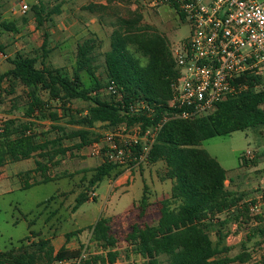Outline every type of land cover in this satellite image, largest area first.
Here are the masks:
<instances>
[{
	"label": "trees",
	"instance_id": "trees-1",
	"mask_svg": "<svg viewBox=\"0 0 264 264\" xmlns=\"http://www.w3.org/2000/svg\"><path fill=\"white\" fill-rule=\"evenodd\" d=\"M101 1L107 4H90L84 11L102 14L112 0ZM32 10L38 29L44 30L42 46L9 57L7 47L0 44V55L6 56L10 65L6 73H0V90L14 95L16 89L22 87L27 100L22 113L24 121L10 118L0 124V168L37 158L36 172L46 184L56 181L49 177L52 168L59 167L68 155L88 148L100 138L94 131L97 125L113 129L127 120L131 124L138 122L140 119L127 116L131 104L146 102L155 107L157 120L172 99V85L179 71L167 41L153 28L142 25L143 16L138 11L119 17L112 24L110 50L105 54L104 83L97 74L95 40L77 46L71 71L55 68L45 30L47 22L52 23L53 17L61 15L62 6L49 10L38 3ZM3 32L19 33L15 24L0 21V34ZM112 84L121 93L122 102L113 96L103 97L102 92ZM76 101L89 103V106L86 110H73ZM65 119L66 126L56 124ZM37 123H49L52 129L39 133ZM145 124L151 123L145 121ZM68 126L76 129L71 131ZM261 128H264V92L255 89L220 102L215 112L206 118L170 121L163 127L146 166L164 165L162 181L172 182L170 197L158 204L160 218L156 224L134 225L124 238L143 264H161V257L167 258L166 264H247L251 261L247 240L264 236V216L252 218L248 204L239 207L242 198L225 185L227 171L201 147L205 141L216 137ZM53 133L55 136L50 138ZM70 140L76 141L72 147L65 144ZM243 164L247 162L243 160ZM92 173L91 188L106 179L117 180L124 169L105 164ZM88 200L86 195H80L76 208ZM148 200L145 193L140 206L142 219L147 215ZM234 225L238 231H247V240L241 243V252L231 257L233 248L227 246L226 240ZM83 232L68 234L67 241ZM90 232L91 242L106 251L117 247L118 240L112 234L109 218H100L90 227ZM27 240L29 238L22 241L18 249L1 253L0 264H56L78 260L81 256L80 252L66 248L55 254L50 243L44 240L27 246ZM118 259L119 252L115 250L85 264H117Z\"/></svg>",
	"mask_w": 264,
	"mask_h": 264
},
{
	"label": "rangeland",
	"instance_id": "rangeland-1",
	"mask_svg": "<svg viewBox=\"0 0 264 264\" xmlns=\"http://www.w3.org/2000/svg\"><path fill=\"white\" fill-rule=\"evenodd\" d=\"M38 3L49 10L61 5L65 11L64 16L53 17L55 21L47 22L45 30L49 36L50 47L55 49L51 57L54 67L71 71L77 46L87 40H95L97 74L103 83L106 80L105 54L110 50L112 24L119 17L140 12L143 16L142 25L158 32L167 41L170 50L182 47L191 35L188 19L181 17L175 9L160 7L150 10L144 6L142 0H112L102 14L84 11V8L90 4H107L101 0H0V21L15 24L19 32L0 34V44L7 47V56L12 57L19 51L31 52L42 46L44 30L38 29L35 13L32 10V7ZM24 5L29 8L26 16L20 11ZM78 20L81 22L80 27L75 26L73 22ZM143 63L145 64V60ZM9 67L7 57L0 55V72L6 71ZM87 79L86 77V83L89 82ZM3 88L7 90L6 86ZM258 90L264 92V82ZM102 95L110 98L106 90ZM26 103V95L22 87H18L14 95H8L4 89L0 90V124L10 118L24 121L22 113ZM88 106L89 103L76 101L72 109L86 110ZM38 124L39 133H46L52 129V126L46 123ZM56 124L66 126L67 120H61ZM68 129L72 131L76 128L68 126ZM94 131L101 138L110 129L97 125ZM54 136L53 133L49 137ZM75 142L70 140L65 144L72 147ZM201 148L217 159L229 175L236 174L240 168L247 169L249 189L242 188L247 200L256 199L264 194V128L216 137L205 141ZM248 151L252 153L249 166L240 167V158ZM73 154L68 155L61 161L59 167L52 168L49 172V177L60 178L56 182L37 185L28 190H20L17 182L12 189L11 181L0 182V251L18 247L21 241L31 236V232H39L48 237L53 230L63 234L83 229L84 232L80 234L82 239L77 240L76 247L80 254L85 253L89 258L87 262H91L94 257L116 250L119 252L117 264H143V260L124 242V238L131 232L132 226L143 227L158 221L160 217L158 204L170 197L172 189L171 181H162L165 173L164 165H144L130 172L124 169V174L118 179V184H114L113 189L112 183L115 180L110 179H106L93 189L89 186V181L93 175L92 170L99 167L100 162L90 155L89 147L74 151ZM92 193L97 195L95 200L90 199ZM145 193L149 198V208L146 217L142 219L140 206ZM82 194L89 200L76 208L77 198ZM54 197L56 198L52 204L38 209L40 204ZM102 217L111 220L112 234L118 240L114 250L106 251L100 245L91 242L90 227ZM32 221H36V224L30 226ZM51 224H53L52 228H50ZM262 231L264 233V226ZM230 232L226 244L233 248L229 255L235 257L242 250L241 243L247 240V231H238V227L234 225ZM214 241H217L216 236ZM247 241L248 251L252 255L251 261L247 264L264 261V236L258 235L252 241ZM160 260L161 264L167 263L166 257H161ZM77 261L66 264H78Z\"/></svg>",
	"mask_w": 264,
	"mask_h": 264
},
{
	"label": "built area",
	"instance_id": "built-area-1",
	"mask_svg": "<svg viewBox=\"0 0 264 264\" xmlns=\"http://www.w3.org/2000/svg\"><path fill=\"white\" fill-rule=\"evenodd\" d=\"M150 10L170 7L188 19L191 35L182 47L171 50L179 71L172 85V99L165 112L155 119L157 110L146 102L128 107V120L92 143L90 155L101 165L140 168L163 127L170 121L202 119L212 115L217 105L261 87L264 82V0H142ZM21 14L29 12L27 5ZM253 84V85H252ZM107 93L122 102L116 85ZM145 121L151 124L147 126ZM97 198L92 193L91 200ZM252 218L264 215V194L249 203ZM89 261L85 253L77 263ZM259 263V262H258Z\"/></svg>",
	"mask_w": 264,
	"mask_h": 264
},
{
	"label": "crops",
	"instance_id": "crops-1",
	"mask_svg": "<svg viewBox=\"0 0 264 264\" xmlns=\"http://www.w3.org/2000/svg\"><path fill=\"white\" fill-rule=\"evenodd\" d=\"M64 15H65V11H63V6H62V13L58 17L64 16ZM72 20H73V18H72ZM73 22H74L75 26L80 27L79 24H81V22L79 20L78 21H73ZM51 49L53 50V53H54L55 49H53V48H51ZM6 53H7V48H6ZM16 53H18V52H16ZM75 61H76V59H75ZM75 61H74V64L72 65V67L75 65ZM51 63H52V61H51ZM52 65H53V63H52ZM8 69L6 71L0 72V73L4 74V73H6L8 71ZM46 124L51 126V124H49V123H46ZM38 125L39 124L37 123V127H38ZM257 130H259V129H257ZM251 157H252V153L250 151H248L247 153L243 154V156H241V158H240V160H241L240 167L249 166V163H250L249 160H251ZM242 158H243V160L245 162H247V164H243ZM94 160H97V159L94 158ZM37 161H38L37 158H32L30 160L22 161V162L15 163V164L9 163L7 166L0 168V182H10L11 181L12 182V185L10 184V188L11 189H12V187H15L14 184H15V182H17V185H19L20 190H28V189H31V188L37 186V185L44 184V183H42V181H43L42 176L39 173L36 172V163H37ZM99 166H101V164ZM248 173L249 172L247 171L246 168H240L239 171L236 174H232V175L228 174L227 175L228 179H227V181L225 183L227 189L229 191H231L232 193H234L235 195H237L239 198H242V201L239 204V207H242V205H244V204H248L249 205V203L255 202L257 200V198L261 196V195L258 196L256 199L247 200L246 194H245V192L243 190L249 189V185L250 184H249L248 176H247ZM61 178H63V177H61ZM51 179H55V178H51ZM59 179L60 178H56L55 180L58 181ZM118 179L115 180V182H113V183L111 181L112 189L114 188V184H116V185L118 184ZM56 181H54V182H56ZM27 186L29 187L28 189H27ZM94 188H96V187H93V189ZM242 188H243V190H242ZM250 191L252 192V190H250ZM54 198H56V197H54ZM53 201L51 202V204L53 203ZM48 206H49V204H46V202H45V203L40 204L38 206V209H41L42 207L46 208ZM261 216H264V215H261ZM159 218H158V220H159ZM157 222L158 221H156V223ZM35 224H36V221H32L30 223V226H33ZM253 225L256 226L257 223L255 222ZM52 227H53V224L50 225V228H52ZM81 230H83V229H79V230L73 231L71 233L78 232V231H81ZM71 233H63V234L61 233L60 234L59 231L53 230L52 234H49L48 237H47V236H45L43 234H40L39 232H31V236L28 237L29 240H27V242L25 244L27 246H32V245L38 244L41 240H44V241H47V242L50 243V246L54 250L55 254H57L63 248H66L67 250H69L71 252H78V248L76 247V242L79 239L81 240L82 236L79 234L78 236L76 235V236L72 237L69 241H67L66 236L68 234H71ZM28 238H26V239H28ZM26 239H24V240H26ZM20 246H21V243H20V245L18 247H13V248L18 249ZM6 251H8V250H6ZM6 251H0V254L3 253V252H6ZM66 263L67 262L56 263V264H66Z\"/></svg>",
	"mask_w": 264,
	"mask_h": 264
}]
</instances>
